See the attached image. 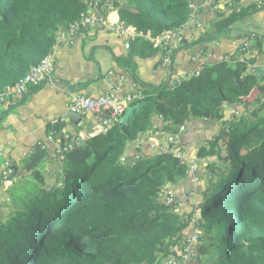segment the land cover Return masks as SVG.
Wrapping results in <instances>:
<instances>
[{"label": "trees", "instance_id": "trees-1", "mask_svg": "<svg viewBox=\"0 0 264 264\" xmlns=\"http://www.w3.org/2000/svg\"><path fill=\"white\" fill-rule=\"evenodd\" d=\"M119 1L108 0L116 7L117 21L133 27L136 35L126 38L124 55L106 48L137 81L135 59L161 54L174 59L187 46L175 34L183 35L193 10L199 6L201 12L205 7L200 5L206 3ZM233 2V10L227 14L226 7L217 14L190 47L226 35L263 6L257 0L247 5ZM105 6L106 0H0V90L54 52L68 34L86 27L83 30L89 31L90 25L101 29L102 21L114 23L100 14ZM90 14L95 21L84 23ZM166 32L173 36L165 38ZM157 36L162 37L159 45L153 40ZM247 39L252 41L250 50H242L240 59L226 54L204 63L198 74L176 85L140 82L142 95L131 97L118 123L105 132L84 136L64 152L53 181H45L48 150L33 152L22 168L33 170L31 180H15L5 190L11 209L0 215V264H171L174 260L188 264L182 262L185 241L197 230L207 238L193 264H264V117L257 115L258 108L250 112L252 120H232L208 139V146L197 148V158L217 157L206 168L212 178L218 177L211 180L209 193L205 188L194 190L193 196L202 195L199 217L180 214L175 200L163 199L167 184L192 180L186 161L165 151L132 160L134 154L127 150L141 134L155 129V117L164 130L179 137L192 119L225 123L224 107L243 103L254 91L260 94L254 100L264 107V76L255 65L259 56L264 58V33L248 31ZM96 46L92 43L91 48ZM247 51L251 56L244 57ZM95 80L86 79L80 85ZM45 83L30 84L26 95L13 104L24 102ZM61 129L60 120L49 122L45 134L56 138ZM58 138L63 147L71 142ZM183 195L185 201L193 197Z\"/></svg>", "mask_w": 264, "mask_h": 264}, {"label": "crops", "instance_id": "crops-1", "mask_svg": "<svg viewBox=\"0 0 264 264\" xmlns=\"http://www.w3.org/2000/svg\"><path fill=\"white\" fill-rule=\"evenodd\" d=\"M252 1L254 0H238L237 4L247 5ZM257 1H262V8L233 26L218 41L214 43L205 41L190 47L193 38L208 30L216 20V15L226 10V6L222 7L220 4L216 7L217 3H202L200 6L205 8L201 12H199V6H196L180 39L187 46H182L173 61L172 59L164 61V58L161 59L157 55L147 59L136 58L138 81L134 80L129 69H122L112 59L110 50L116 55L126 53L128 48L126 38L129 36L125 32L118 33L117 29L115 31L114 24L108 23L101 29L98 25H90L89 31L83 30L88 28L86 27L72 32L70 36L68 34L66 40L60 42L54 49L55 70L50 80L40 90L29 94L27 99L20 104L12 102L0 104V151L2 152L0 153V169L2 170L5 163H11V166L14 164L20 167L21 165L23 168L25 160L33 152L46 148L50 156L44 161L43 168L48 178L52 174L49 164L54 159V149L57 155L55 152L54 154L58 157L56 159L58 161L63 159L64 152H61L63 146L59 143V136H63V139L70 138L72 141V138L77 139L80 135L79 139H82L90 132H99L102 124L101 118L94 113H80L72 110L69 106L71 95L82 94L97 97L110 91L115 92L119 97L129 95L135 98L137 97L135 94L143 88L140 82H147L154 86L164 82H167L166 85H176L180 80L194 75L204 63H212L226 57V54L229 58L237 57L239 50H246L247 47L250 50L249 45L252 41L247 39L248 31L264 33V0ZM209 6L213 7L212 10H208ZM99 10L100 14L109 16L112 22L118 19L115 5L109 3L108 0H106V6ZM96 30L97 32L93 34ZM130 33H135L133 27H130ZM92 43L98 46L92 49ZM253 51L252 55H255L256 51ZM247 52L244 57L250 55V52ZM164 56L166 55L162 54V57ZM159 59L162 63L154 66ZM260 64L261 59L258 58L255 65L258 67ZM260 71L264 76V71L259 70L258 72ZM92 78L96 80L85 87L80 85L86 79ZM225 107L224 112L228 111V114L232 110H239L237 105H226ZM68 111L80 113V119L73 122L69 118H64ZM228 114L225 113V115ZM155 118L158 120L157 117ZM56 120L61 122L60 132L62 134L58 132L54 138L46 135L45 130L49 122ZM198 120V118L192 119L187 123L191 127L192 135L207 128L211 129L202 121L199 124ZM207 121L210 124L213 123L214 126L219 123L212 120ZM185 130L187 132L189 129L185 128ZM186 132L182 134L183 141L187 138ZM23 176L16 180L23 179ZM3 198L7 199V194L0 195V199Z\"/></svg>", "mask_w": 264, "mask_h": 264}, {"label": "rangeland", "instance_id": "rangeland-1", "mask_svg": "<svg viewBox=\"0 0 264 264\" xmlns=\"http://www.w3.org/2000/svg\"><path fill=\"white\" fill-rule=\"evenodd\" d=\"M123 0H120L119 2H121ZM231 3V7H233V0H219L218 4L216 6H218L220 4V6L224 7V6H229ZM236 9H238V7H236ZM233 8L231 10H228L227 14L230 13V11H232ZM176 36H178V39L182 38V35L176 34ZM218 39H213L210 42L214 43L216 41H218ZM216 44V43H215ZM126 46H128V44H126ZM214 46V45H213ZM175 51V50H173ZM254 52V51H253ZM248 53V52H246ZM245 53V54H246ZM244 54V55H245ZM159 58L162 59V54L158 55ZM242 56V50L240 51L239 55H237V57H231L230 59L234 60V59H239ZM251 56V54L249 55ZM169 56H164V61L169 60ZM259 58L261 59V64L258 66L259 69L258 70H263L262 68H264V58H262V56H259ZM159 59L158 62L154 63V66H157L159 64L162 63V60ZM173 60V59H172ZM53 70H55L53 68ZM52 70V71H53ZM139 73V72H138ZM53 74V72H52ZM51 74V76H52ZM260 74L261 71H260ZM263 75V74H262ZM50 76V78H51ZM50 78L48 80H46V82H48L50 80ZM147 83V82H144ZM150 84V83H149ZM163 84H167V82L165 83H158L155 84V86H160ZM142 93L141 91H139L138 93L135 94V96H141ZM259 92L254 91L251 93V95L249 96V98L244 101L243 103L237 104V107H239V110H232V112L230 114H228V111L225 112L228 115H225V123H216V125L214 126L213 123L210 124V122L208 123L207 120L202 119V118H198V123L200 124L201 121L204 122L206 125H209V127H211V129L207 128L204 129L201 132H195L192 135V132L190 130L191 127H189V125H185L184 128H188L189 130L186 132L187 138H184L185 140L183 141V136H174L171 135L170 133L167 132V130H164V126H162V122L159 120H157L156 118H154V126L155 129L154 130H150L147 131L145 134H141L138 139L134 142H131L128 145L127 150L129 151V153L133 152V159H137L139 157V155H144L147 154L146 156H150L153 155L156 152H171L172 154H174L175 156H178L181 161H186L188 166H189V170H190V174L189 176H192V180L187 181V179H182L179 180L178 182H176L175 184H167V187L169 189L164 190L163 192V199L165 201L168 202V200H170L171 202H174V200L176 201L177 204V212L180 214H185L187 216L191 215L194 217H199L200 214V202H201V193L197 194V197L194 194V190L200 188V190H208V193L210 192V190L212 189V185L214 183H211V180L216 181L218 179V177H214L212 178L211 174L208 172V169L206 168V164H209L211 161H216L217 157L216 156H209V157H203V158H197L195 153L197 148L201 147V146H208V139H210L213 136H217V134L219 133V130L221 128H223V126H229L232 123V120H237L240 119L241 117L247 118L249 120L253 119V116L251 115V111L254 109L256 110L257 108V115L258 116H263L264 117V107L259 106V102L254 100L255 96H259ZM226 107H224L225 109ZM226 110V109H225ZM162 120V119H161ZM210 120V119H208ZM165 124L167 125V122H165ZM182 128V127H181ZM184 132V134H185ZM190 133V134H189ZM226 136L223 137V139L226 140ZM224 146L223 148L226 149V145H222ZM128 154L123 155L124 160L128 159ZM125 160V161H126ZM205 165V168H203V166H201L200 164ZM44 164V163H43ZM222 165V163H221ZM201 166V168H200ZM59 168V161L54 158L52 160V162L49 164V169L52 172V174L50 176H48V178H45L46 182H50L53 181L55 179V177L57 176V170ZM217 168V165H216ZM1 170V169H0ZM20 171V172H19ZM26 173H28L29 177L25 176L23 179H27V180H31L32 177V173L33 170H30L28 172H25L22 168L21 165L20 167L18 165H14L12 164V173L9 176L10 178V184L7 185V188L11 187L12 184L14 183V181L22 176L25 175ZM196 174H199L200 176L197 177ZM5 178L7 177H2L0 176V195L6 194L5 193V189L1 186V184H4ZM212 178V179H211ZM220 178V177H219ZM185 193H187V198H190L191 196H193L192 198L188 199L187 201L183 200L182 198H185V196L183 195ZM197 192V191H196ZM195 192V194H196ZM199 193V192H198ZM11 209V204L9 202L8 196L7 199L3 198L0 199V215H6L9 210ZM193 219V218H192ZM195 220V219H194ZM191 228L189 227L186 230V233H188V231ZM213 234V233H212ZM195 236V238L192 241V244L190 246L191 248V252L187 253L184 255V262H187L188 264H193V262L195 261V256H196V252L198 250V247L204 243L206 241L207 235L205 232L201 231V230H197L196 232H194L192 235L188 236V238Z\"/></svg>", "mask_w": 264, "mask_h": 264}, {"label": "built area", "instance_id": "built-area-1", "mask_svg": "<svg viewBox=\"0 0 264 264\" xmlns=\"http://www.w3.org/2000/svg\"><path fill=\"white\" fill-rule=\"evenodd\" d=\"M219 0H206L207 3H217ZM231 3L229 6H226L228 10H231ZM217 7V6H216ZM95 21V16L90 14L84 17L83 22L84 23H91ZM115 26V31L117 29V32L119 33L121 31L128 34L130 37L135 36L136 34L130 33V27L124 26L121 22H118L117 20L113 21ZM104 25L106 26L107 23ZM110 23V22H108ZM175 34V33H174ZM176 35V34H175ZM173 36L171 32L165 33V38H170ZM155 45H159L162 41V37H155L154 39ZM54 52H51L47 55H45L41 61L33 65L28 72L19 80L14 82L13 84H6L3 86V88L0 90V104L4 102H18L20 101L27 93L28 86L30 84L36 85L39 83H43L46 80H48L54 71ZM53 70V71H52ZM198 70L195 72L194 75L198 74ZM132 96H126V97H119L115 92H108L104 93L102 95H99L97 97H90L86 95H78L75 96L71 95L69 106L72 110L78 111L80 113H94L98 115L101 118L102 124L100 126L101 132H105L108 128H110L112 125L118 123L121 119V116L125 110V108L128 105L129 100ZM94 133H88L87 135H93ZM81 136V135H80ZM79 136V137H80ZM79 137L77 139L72 138L71 142L66 143V145L62 148L61 152H66L67 150H70L74 144H78ZM11 172V168L9 166V163H5L3 166V170H1L0 176L6 177ZM10 180L5 178L4 184H1L3 188H6L8 184H10ZM195 236H192L190 238H187L185 241V248L184 253L187 254L191 252V244ZM184 254V255H185ZM184 255L182 257V262L184 263ZM164 262V261H163ZM171 264H175L176 260L170 262ZM186 263V262H185Z\"/></svg>", "mask_w": 264, "mask_h": 264}, {"label": "water", "instance_id": "water-1", "mask_svg": "<svg viewBox=\"0 0 264 264\" xmlns=\"http://www.w3.org/2000/svg\"><path fill=\"white\" fill-rule=\"evenodd\" d=\"M80 117V113L68 111L64 118H69L71 121L76 122L78 119H80Z\"/></svg>", "mask_w": 264, "mask_h": 264}, {"label": "clouds", "instance_id": "clouds-1", "mask_svg": "<svg viewBox=\"0 0 264 264\" xmlns=\"http://www.w3.org/2000/svg\"><path fill=\"white\" fill-rule=\"evenodd\" d=\"M123 115V114H122ZM0 153H2L1 151H0ZM4 166V165H3ZM9 166H10V168H11V172L6 176V177H8V179L10 180V178H9V176L11 175V173H12V166H11V163H9ZM2 170H3V168H2ZM0 173H1V171H0ZM5 190H7L8 188L6 187V188H4Z\"/></svg>", "mask_w": 264, "mask_h": 264}]
</instances>
